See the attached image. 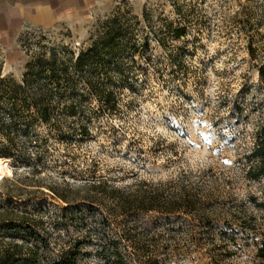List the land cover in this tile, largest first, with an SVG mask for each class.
<instances>
[{
	"label": "rangeland",
	"instance_id": "1",
	"mask_svg": "<svg viewBox=\"0 0 264 264\" xmlns=\"http://www.w3.org/2000/svg\"><path fill=\"white\" fill-rule=\"evenodd\" d=\"M178 26L186 33L176 39L168 31ZM114 35L122 41L103 55L113 69L105 84L115 111L93 113L99 96L80 81L54 95L50 124L32 121L13 94L28 88L29 69L52 55L76 61ZM262 70L264 0H117L50 30L26 29L14 44L0 38V151L11 149L12 169L0 180V237L5 247L19 246L17 262L0 264H53L80 242L76 264H104L101 241L126 229L165 245L167 264H258L264 207L249 197L263 203L264 177L245 179L238 160L264 120ZM72 104L81 109L71 112ZM216 178L230 180L242 201L231 211L244 208L255 228L229 227L222 204L216 219L154 211L103 219L111 217L113 189L146 182L175 190ZM94 197L105 203L91 209Z\"/></svg>",
	"mask_w": 264,
	"mask_h": 264
},
{
	"label": "trees",
	"instance_id": "2",
	"mask_svg": "<svg viewBox=\"0 0 264 264\" xmlns=\"http://www.w3.org/2000/svg\"><path fill=\"white\" fill-rule=\"evenodd\" d=\"M169 34L179 39L186 33V27H170ZM119 35L103 38L98 44H94L90 49L79 54L76 61L73 58L60 59L56 55L50 60H46L42 64H35L34 67L24 76V82L27 89L22 85L15 86L14 97L24 98L23 102L26 105L23 107L28 111L29 117L32 121L41 120L46 124L51 123V115L55 109L59 108L53 103V97L56 94H67L68 91L74 89L77 82H82L88 87L92 94L99 96V108L93 113L101 112L111 114L115 111L117 102L113 99V92L106 86L105 81L109 79L113 69L104 57L105 50H111L112 43L122 41ZM161 43V40H158ZM119 44V43H117ZM131 45H134L132 43ZM121 66V61H116L114 69ZM264 78V70L261 71ZM44 78V83H35L34 78ZM54 84V85H53ZM71 112H75L81 108H77V104H72ZM34 109L35 113L31 112ZM68 110V109H67ZM30 111V112H29ZM36 116H35V115ZM58 130L63 135V128L58 119H56ZM29 125V123H27ZM5 127L0 126V134L6 135ZM79 135L87 136L88 128L82 126ZM8 135V134H7ZM254 141L250 151L241 157L238 162L245 168L244 178L252 181H258L264 177V120L258 124L254 131ZM10 141H12L10 139ZM11 149L6 148L0 151V156L7 157L11 155ZM19 153V152H18ZM16 155L15 153H13ZM17 157H20V155ZM219 179H215L208 186L207 181L201 184L183 185L179 189L169 190L164 188L161 184H149L140 182L135 185L134 190L124 191L113 189L110 196L111 204L109 207L110 216L104 215L103 219L118 220L121 216L132 215L135 213H151L152 211L170 216H184L192 214H203L209 218H217V204H222L230 214L226 224L231 227L233 224L247 230L248 228H255L248 223L252 217L246 215L244 208L239 210H232L231 205L241 204L242 201L238 199L229 179L224 183H218ZM207 187V188H206ZM202 188V190H201ZM264 194V191H263ZM66 203H70L66 198ZM95 199L88 200L91 203V209L96 205H103L104 199L102 197H94ZM249 201L259 208L264 207L263 203H259L255 196H250ZM209 206L206 212H200L202 208ZM6 226V225H5ZM9 225L6 226L8 228ZM140 233L145 232L136 231L134 234L132 230L108 233L104 241H101L100 249L97 254L104 264H167L164 259V246L154 238L151 240L140 239ZM0 258L6 259L7 262H17V248L18 245L5 247L4 240L0 237ZM80 243L75 244L67 253L53 264H76L77 257L80 254ZM257 257L260 262L264 264V241L259 246Z\"/></svg>",
	"mask_w": 264,
	"mask_h": 264
},
{
	"label": "crops",
	"instance_id": "3",
	"mask_svg": "<svg viewBox=\"0 0 264 264\" xmlns=\"http://www.w3.org/2000/svg\"><path fill=\"white\" fill-rule=\"evenodd\" d=\"M117 0H0V38L17 43L26 29L50 30Z\"/></svg>",
	"mask_w": 264,
	"mask_h": 264
},
{
	"label": "bare ground",
	"instance_id": "4",
	"mask_svg": "<svg viewBox=\"0 0 264 264\" xmlns=\"http://www.w3.org/2000/svg\"><path fill=\"white\" fill-rule=\"evenodd\" d=\"M11 159L8 157L0 156V180H2L6 176L12 175Z\"/></svg>",
	"mask_w": 264,
	"mask_h": 264
}]
</instances>
